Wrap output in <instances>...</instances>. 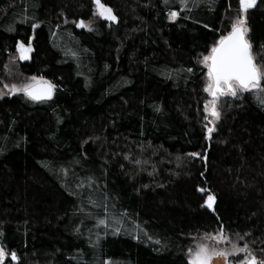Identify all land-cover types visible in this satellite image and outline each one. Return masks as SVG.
<instances>
[{"label": "trees", "instance_id": "1", "mask_svg": "<svg viewBox=\"0 0 264 264\" xmlns=\"http://www.w3.org/2000/svg\"><path fill=\"white\" fill-rule=\"evenodd\" d=\"M102 3L116 21L94 0H0V82L14 69L57 86L0 98V246L16 264H190L223 229L264 260V93L221 99L209 138L199 63L239 0ZM247 24L264 65V0Z\"/></svg>", "mask_w": 264, "mask_h": 264}, {"label": "snow or ice", "instance_id": "2", "mask_svg": "<svg viewBox=\"0 0 264 264\" xmlns=\"http://www.w3.org/2000/svg\"><path fill=\"white\" fill-rule=\"evenodd\" d=\"M167 2V0H166ZM97 13L108 21H116L117 17L113 10L102 3V0H95ZM239 14L231 24V31L226 35H222L218 42L211 47V51L207 55H203L199 63L203 64L207 69V83L204 91L211 97L204 105V111L207 113L205 119L212 117L219 120L221 112L218 108L220 97L231 96L238 97L243 93H264V65H258L252 51V43L248 38L250 31L247 24V13L257 5V0H239ZM185 7L187 5L185 4ZM179 15L176 11L169 13V18L175 20ZM38 26V25H37ZM81 28H89L83 20L78 24ZM21 60L30 59L29 53L31 47H26L23 43L18 45ZM187 71L191 72L192 69ZM8 88V85H5ZM57 86L50 80L43 77H31L30 80L20 85L12 84L8 94L22 93L28 99L34 102H47L52 100ZM264 102V95L258 97ZM213 127H207L208 137L211 138L214 131V121H210ZM197 156L199 153H192ZM204 192L205 189H199ZM215 201L214 195H208L207 207L212 209ZM101 224H106L105 220H100ZM2 235V233H0ZM207 239H215L218 243H231V250L218 249L206 243H200L195 249L188 250L190 254V264H214V259H221L224 264H228L230 255H239L246 253L247 255L234 264H264V260H257V257L251 254L249 246L244 244L242 247L233 242L223 231L220 230L218 235H209ZM240 240L243 237H238ZM9 255L5 249L0 246V264H3L5 258ZM11 259L17 260L15 252L11 253Z\"/></svg>", "mask_w": 264, "mask_h": 264}, {"label": "rangeland", "instance_id": "3", "mask_svg": "<svg viewBox=\"0 0 264 264\" xmlns=\"http://www.w3.org/2000/svg\"><path fill=\"white\" fill-rule=\"evenodd\" d=\"M94 1H95V0H94ZM95 10H96V15H97L99 18L104 19L103 17H101V16L98 15V13H97V8H96V4H95ZM177 18H178V16H177ZM177 18H176V19H177ZM176 19H175V20H176ZM104 20H105V19H104ZM171 20L174 21L173 19H171ZM106 21H108V20H106ZM109 22H112V21H109ZM88 25H89V24H88ZM248 36H249V33H248ZM31 49H32V48H31ZM31 53H32V50H31V52L29 53V55H31ZM19 56H20V52H19V48H18V58H19ZM19 59H20V58H19ZM13 70H14V69H13ZM13 70H11V71L9 72V74L7 75L8 77H7L4 81L0 82V98H4V97H7V96H13V95H15V94H19V93L8 94V93H9V88L11 87V85H12V84L20 85L21 83H23V82L28 81V80L31 79V77H22V76L19 75L16 71H13ZM5 85H8L9 87L6 88ZM208 95H209V94H208ZM224 97H228V96H222V97H220V100L223 99ZM210 99H211V97L209 96V100H210ZM220 100H219V103H220ZM218 108H219V104H218ZM206 114H207V113H206ZM208 120H209V123H210V121H214V129H215V125H216V123H217L219 120H215L214 118H212V117H210V116L208 117ZM209 127H213V124L210 123V126H209ZM200 243H206V244H209L210 246H212V247H216V248H218V249H227V250H231V247H232V245H230V244H228V243H226V242H225V243H218L215 239H204V240H197V241L193 242L191 248H192V249H195L196 246H197L198 244H200ZM241 255L246 256L245 253H241V254H239V255H230V256L228 257V259H229V263H230V264H234V263L231 262V258H233V257H237V256H241ZM8 258L11 259V257L8 255V256L5 258L3 264H7V263H6V260H8ZM188 260H189V262H190V254H189V253H188ZM12 261H14L13 263H15V264H16V262H17V260H12Z\"/></svg>", "mask_w": 264, "mask_h": 264}, {"label": "water", "instance_id": "4", "mask_svg": "<svg viewBox=\"0 0 264 264\" xmlns=\"http://www.w3.org/2000/svg\"><path fill=\"white\" fill-rule=\"evenodd\" d=\"M214 264H224V262L221 259L216 258V259H214ZM228 264H230L229 259H228Z\"/></svg>", "mask_w": 264, "mask_h": 264}]
</instances>
